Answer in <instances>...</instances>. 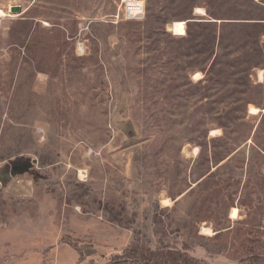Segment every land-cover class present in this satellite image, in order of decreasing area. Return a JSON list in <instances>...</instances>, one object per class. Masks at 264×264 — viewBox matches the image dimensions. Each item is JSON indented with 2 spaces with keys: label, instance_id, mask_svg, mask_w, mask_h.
Listing matches in <instances>:
<instances>
[{
  "label": "rangeland",
  "instance_id": "374dc122",
  "mask_svg": "<svg viewBox=\"0 0 264 264\" xmlns=\"http://www.w3.org/2000/svg\"><path fill=\"white\" fill-rule=\"evenodd\" d=\"M122 1L0 0V264H264V0Z\"/></svg>",
  "mask_w": 264,
  "mask_h": 264
},
{
  "label": "built area",
  "instance_id": "2783aa9c",
  "mask_svg": "<svg viewBox=\"0 0 264 264\" xmlns=\"http://www.w3.org/2000/svg\"><path fill=\"white\" fill-rule=\"evenodd\" d=\"M145 2L141 0H123L119 15L125 21L140 20L145 16Z\"/></svg>",
  "mask_w": 264,
  "mask_h": 264
},
{
  "label": "bare ground",
  "instance_id": "6f19581e",
  "mask_svg": "<svg viewBox=\"0 0 264 264\" xmlns=\"http://www.w3.org/2000/svg\"><path fill=\"white\" fill-rule=\"evenodd\" d=\"M197 13L200 14V15H203L204 14V11L203 10H198ZM3 16H5V13L2 10H0V17H3ZM195 79H200L199 74H196L195 75ZM250 113L252 115H258L259 114V109L252 107V108H250ZM82 173L83 172H81V174ZM164 204H165V206H169L170 205L169 204V200H165L164 201ZM231 214H232L231 217L233 219H238V210L237 209H233ZM203 232L206 233L207 235H211L212 234V232H211L210 229H205L204 228L203 229Z\"/></svg>",
  "mask_w": 264,
  "mask_h": 264
},
{
  "label": "trees",
  "instance_id": "16d2710c",
  "mask_svg": "<svg viewBox=\"0 0 264 264\" xmlns=\"http://www.w3.org/2000/svg\"><path fill=\"white\" fill-rule=\"evenodd\" d=\"M257 25H261V24H257ZM261 35V34H260ZM264 36V34L261 35V37ZM131 259L130 258H127V259H123L119 262V264L123 261L124 263L123 264H126L127 261H130ZM171 261V262H177V261H182L184 264H189L187 260L185 259H179L177 256L175 255H166V257H164V255H158L157 256V259H156V262H159V261Z\"/></svg>",
  "mask_w": 264,
  "mask_h": 264
},
{
  "label": "water",
  "instance_id": "95a60500",
  "mask_svg": "<svg viewBox=\"0 0 264 264\" xmlns=\"http://www.w3.org/2000/svg\"><path fill=\"white\" fill-rule=\"evenodd\" d=\"M12 13H18V14H20V13H22V11H21V8L20 7H13L12 8ZM215 22H217V21H215Z\"/></svg>",
  "mask_w": 264,
  "mask_h": 264
}]
</instances>
